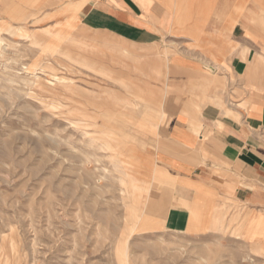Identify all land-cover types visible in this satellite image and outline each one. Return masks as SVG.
<instances>
[{"label":"rangeland","instance_id":"1","mask_svg":"<svg viewBox=\"0 0 264 264\" xmlns=\"http://www.w3.org/2000/svg\"><path fill=\"white\" fill-rule=\"evenodd\" d=\"M96 1L0 0V264H264V220L229 199L201 234L164 228L149 51Z\"/></svg>","mask_w":264,"mask_h":264},{"label":"crops","instance_id":"2","mask_svg":"<svg viewBox=\"0 0 264 264\" xmlns=\"http://www.w3.org/2000/svg\"><path fill=\"white\" fill-rule=\"evenodd\" d=\"M95 4L85 15L96 26L137 33L149 51L136 60L158 115L146 135L152 178L173 186L164 228L201 234L228 199L264 220V0Z\"/></svg>","mask_w":264,"mask_h":264},{"label":"bare ground","instance_id":"3","mask_svg":"<svg viewBox=\"0 0 264 264\" xmlns=\"http://www.w3.org/2000/svg\"><path fill=\"white\" fill-rule=\"evenodd\" d=\"M44 49H47V50H49V49H50V47H49V46H45V47H44Z\"/></svg>","mask_w":264,"mask_h":264}]
</instances>
